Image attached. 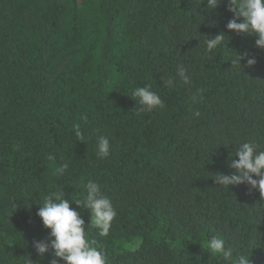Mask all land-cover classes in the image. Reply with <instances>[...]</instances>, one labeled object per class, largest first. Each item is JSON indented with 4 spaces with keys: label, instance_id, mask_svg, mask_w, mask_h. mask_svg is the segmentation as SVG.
<instances>
[{
    "label": "trees",
    "instance_id": "16d2710c",
    "mask_svg": "<svg viewBox=\"0 0 264 264\" xmlns=\"http://www.w3.org/2000/svg\"><path fill=\"white\" fill-rule=\"evenodd\" d=\"M231 19L228 0L213 12L207 0H0V264H50L33 246L49 237L43 198L83 199L90 180L117 212L108 236L71 207L108 264H225L204 247L213 236L264 264V196L213 180L236 172L240 144L264 149V48L229 31ZM220 33L223 46L206 52ZM235 53L246 54L241 67ZM146 84L164 107L137 112L131 92Z\"/></svg>",
    "mask_w": 264,
    "mask_h": 264
},
{
    "label": "clouds",
    "instance_id": "9594fccd",
    "mask_svg": "<svg viewBox=\"0 0 264 264\" xmlns=\"http://www.w3.org/2000/svg\"><path fill=\"white\" fill-rule=\"evenodd\" d=\"M221 2L222 0H207V10L215 11ZM228 11L233 13V19L228 22L227 29L237 34L257 36L256 46L264 48V0H228ZM225 38L223 33L206 37L205 51L211 53L222 47ZM245 58L246 54H236V58L231 63L241 67L240 61ZM255 63L254 58L247 59L248 66ZM178 76L183 84L191 83L190 76L183 66L178 69ZM161 79L164 88L174 87L172 77ZM131 98L136 101L138 99L140 107L137 112H152L164 107L161 96L147 84L134 88ZM192 100L196 102L197 96L193 95ZM195 115L199 116V112ZM76 135L80 137L81 133L77 131ZM96 154L101 159H106L111 154L109 139L104 135L98 136ZM235 157H238V160L231 159L229 166L236 172L232 175L218 172L213 176L215 184L226 189L230 185L246 184L258 189L261 196H264V149L261 148L260 143L250 139L240 144L235 150ZM46 159L53 164L56 163L55 154H49ZM68 167L67 162L56 166L55 174L63 175ZM85 192L83 199L74 200L72 197L69 200L65 198L63 189H56L49 191L43 198L37 216L43 226L50 230L49 237L47 240H34L33 246L41 257L51 252L53 259L50 264H59L61 260L65 264H108L106 253L97 241L88 238L85 221L71 204L74 203L77 207L83 205L90 211L91 224L99 230L98 235L101 237L108 236L117 212L111 199L101 193L97 182L88 181ZM204 247L211 257L222 259L225 264H249V258L244 254H236L222 237L209 238ZM26 264H33V261L28 258Z\"/></svg>",
    "mask_w": 264,
    "mask_h": 264
}]
</instances>
